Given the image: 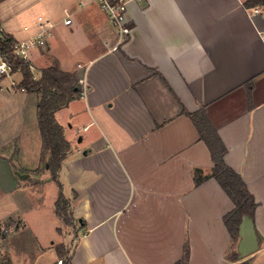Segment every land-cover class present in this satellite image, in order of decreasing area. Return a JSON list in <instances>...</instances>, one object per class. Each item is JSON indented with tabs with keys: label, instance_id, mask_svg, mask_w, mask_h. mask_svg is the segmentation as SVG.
Returning a JSON list of instances; mask_svg holds the SVG:
<instances>
[{
	"label": "crops",
	"instance_id": "1",
	"mask_svg": "<svg viewBox=\"0 0 264 264\" xmlns=\"http://www.w3.org/2000/svg\"><path fill=\"white\" fill-rule=\"evenodd\" d=\"M246 1L132 0V35L113 50L99 0H0L1 29L15 39L54 23L31 51L36 79L50 66L79 78L82 63L90 87L56 112L71 144L59 172L71 225L56 212L41 93L19 87L20 70L0 74V264H37L17 256L30 239L53 264L59 243L73 246L71 264H177L186 245L188 264H264V1ZM202 106L257 203L259 247L244 257L240 224L225 222L236 204L185 112Z\"/></svg>",
	"mask_w": 264,
	"mask_h": 264
},
{
	"label": "trees",
	"instance_id": "2",
	"mask_svg": "<svg viewBox=\"0 0 264 264\" xmlns=\"http://www.w3.org/2000/svg\"><path fill=\"white\" fill-rule=\"evenodd\" d=\"M263 1L247 0L245 6H256ZM15 40L12 35L2 31L0 22V50L6 53L8 60L13 66L12 71H21L22 80L19 83V87L29 92L38 91L41 93L38 117L43 140V154L49 152L48 169L52 179L57 181L60 188V193L56 201V212L67 223L72 225L74 218L70 211L71 203L64 195L62 183L59 181V172L64 159L71 149V144L65 136L64 126L56 118V112L66 106L75 97L79 96V78L75 72L63 71L57 67L50 66L44 68L41 77L36 79L29 62L15 59L12 56ZM252 86L253 83H249L248 89L250 91ZM185 112L192 118L200 133V137L210 149L214 162L213 176L229 193L236 204V208L225 215V222L228 228L231 232H235L244 215H250L254 218L257 203L249 192L242 177L226 164L225 154L227 148L210 121L206 108L202 106L195 112L186 110ZM199 182L200 180H197V183ZM56 251L58 257L63 260V264H71L72 253L64 243L57 244ZM188 260L189 247L186 245L184 255L177 264H188ZM56 264L58 263L56 262Z\"/></svg>",
	"mask_w": 264,
	"mask_h": 264
},
{
	"label": "built area",
	"instance_id": "3",
	"mask_svg": "<svg viewBox=\"0 0 264 264\" xmlns=\"http://www.w3.org/2000/svg\"><path fill=\"white\" fill-rule=\"evenodd\" d=\"M132 0H99L101 8L108 14L113 26L115 27L117 40L115 45L113 46V50H118L127 40L131 37L133 28L129 24L128 20V5ZM250 14L256 15L260 13L259 7H254L249 9ZM71 22L70 19H66L65 23L69 24ZM54 27V23L50 21H46L42 31L31 38L18 40L16 39L13 46L12 56L15 59H19L21 61L30 62V55L33 48L37 46L45 45L48 36L52 35V28ZM78 67L83 69L84 73L79 76V85H80V97H87L90 87L87 80V72L88 65L79 63ZM13 66L11 62L8 60L6 53L0 50V74L5 75L7 73L12 72ZM32 69V65H31ZM0 230L2 228L0 227ZM59 264H63V260L60 259L58 261Z\"/></svg>",
	"mask_w": 264,
	"mask_h": 264
},
{
	"label": "water",
	"instance_id": "4",
	"mask_svg": "<svg viewBox=\"0 0 264 264\" xmlns=\"http://www.w3.org/2000/svg\"><path fill=\"white\" fill-rule=\"evenodd\" d=\"M240 241L238 243V253L240 257L247 256L259 247V240L255 230L254 220L250 215L242 217L239 226Z\"/></svg>",
	"mask_w": 264,
	"mask_h": 264
},
{
	"label": "rangeland",
	"instance_id": "5",
	"mask_svg": "<svg viewBox=\"0 0 264 264\" xmlns=\"http://www.w3.org/2000/svg\"><path fill=\"white\" fill-rule=\"evenodd\" d=\"M46 173H49V172H46ZM17 174L19 175V177H21V178L23 177V174L19 171V169H17ZM70 231L72 232L73 229L70 228ZM2 234H3V231L0 230V235H2ZM30 241H32V240L30 239ZM29 242L27 243V245L30 248V250H27L26 249L27 251H30L29 253L28 252H24L21 248L18 249L17 256H18V259L19 260H21V261L26 260V262H31V261L33 262L34 257L35 256H38L37 257L38 258V261H36L37 264H53L50 261L49 253H47V254L46 253H44V254H40V253L38 254V253H36V250H38V248L35 245L32 246L31 245V242L30 243ZM68 248L72 249L73 246L69 245ZM58 261H57V263H58Z\"/></svg>",
	"mask_w": 264,
	"mask_h": 264
}]
</instances>
